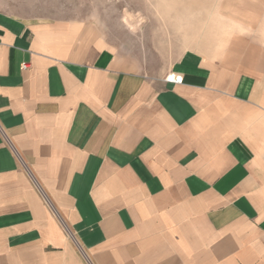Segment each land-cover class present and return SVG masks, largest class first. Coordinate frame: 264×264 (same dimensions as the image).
I'll list each match as a JSON object with an SVG mask.
<instances>
[{"label":"crops","instance_id":"crops-1","mask_svg":"<svg viewBox=\"0 0 264 264\" xmlns=\"http://www.w3.org/2000/svg\"><path fill=\"white\" fill-rule=\"evenodd\" d=\"M108 40L0 10V264H264V71Z\"/></svg>","mask_w":264,"mask_h":264},{"label":"rangeland","instance_id":"rangeland-1","mask_svg":"<svg viewBox=\"0 0 264 264\" xmlns=\"http://www.w3.org/2000/svg\"><path fill=\"white\" fill-rule=\"evenodd\" d=\"M0 10L96 27L151 76L190 51L264 71V0H0Z\"/></svg>","mask_w":264,"mask_h":264},{"label":"built area","instance_id":"built-area-1","mask_svg":"<svg viewBox=\"0 0 264 264\" xmlns=\"http://www.w3.org/2000/svg\"><path fill=\"white\" fill-rule=\"evenodd\" d=\"M26 68H27V65L25 63H22L21 64V69L24 70ZM166 81L167 82H170V83H173V84H180V83H182V78L179 75L170 74V75H168L166 77ZM0 133L2 134V137L4 139V142H6L9 145V147L12 149V152L15 153V150L13 149V146L10 144V142H9L6 134L3 132V130L1 129V127H0Z\"/></svg>","mask_w":264,"mask_h":264}]
</instances>
